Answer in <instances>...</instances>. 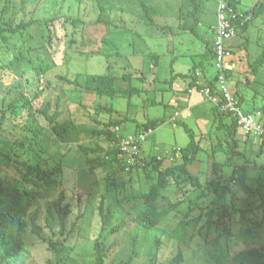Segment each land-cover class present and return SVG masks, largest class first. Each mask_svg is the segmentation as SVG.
Here are the masks:
<instances>
[{
  "label": "rangeland",
  "instance_id": "rangeland-1",
  "mask_svg": "<svg viewBox=\"0 0 264 264\" xmlns=\"http://www.w3.org/2000/svg\"><path fill=\"white\" fill-rule=\"evenodd\" d=\"M197 2L202 6L200 37L209 38L217 27L218 0ZM141 3L149 9V16L145 15ZM242 8L246 10L248 4H243ZM193 10L190 0L0 2V21L7 24L41 21L40 26L34 25L16 42L10 41V46L0 47V153L10 157V161L0 157V179L10 183L19 181L22 166L27 163H40L49 169L63 167L65 177L62 185L40 184L35 189V207L29 216L31 224V216L37 215L45 239L60 242V252H55L30 228L21 256L8 264H95L94 247L98 241L105 248L106 264L127 260L134 244L137 252L131 264H170L179 252L182 261L177 264H264V224L251 227L255 221L262 220V209L255 213L248 211V219L244 222L240 221L241 212L235 211L219 224L215 211L221 207L214 208L208 201L202 208L207 207V212L213 210L212 222H207V216L198 219L200 211L195 210L188 227L180 228L188 206L198 203L192 199L201 194L189 183H184L182 191L174 184L163 189L166 191L162 190L159 209L171 203L180 206L158 227L139 226L134 218L145 207L140 194L154 183L155 173L144 167L126 172L117 164L98 166L96 160L105 157L111 142L105 137H88L84 131L92 130L96 120L104 123L112 120L120 123L117 135L127 138L143 132L139 125L162 119L163 123L142 143V155L146 163L160 157L164 164L174 157L172 164H175L180 162L177 150L190 142L186 126L200 146L197 159L189 170L192 173L200 170L202 189H206V184L214 178L211 164L215 162L222 167L218 172L224 182L230 180L234 170L246 165L248 186L255 188L261 183L264 190V172L260 169L264 165V151L261 154L258 141L244 136L239 129L235 137L237 143L233 146L223 131L213 128V104L197 94L187 96L190 80L181 75L193 73L195 69L206 70L209 76H215L218 87L214 61L204 55L207 44L179 29L180 22H184L180 12L187 15ZM100 17L105 25L96 24ZM73 19L79 21V27L70 23ZM186 23L191 25L192 19L188 17ZM30 32L35 37L31 38ZM72 33L76 35L73 49L82 51L81 55L77 50L68 49ZM247 35L250 48H242L236 57V61L242 57L243 63L232 70L234 90L229 81L228 86L231 92L240 90L244 111L262 110L264 64L257 69V76L249 79L251 86L246 83V75L250 71L248 60L255 62L263 51L264 14L251 22ZM241 40L237 37L227 44ZM14 46L18 52L33 53L38 63L50 60L54 66L38 78L27 71V61L15 57ZM232 58H235L233 54L228 61ZM199 63H202L201 67ZM109 74L118 79V86H131L140 93L132 98L97 97L59 79L61 75L72 80L77 75L85 80L87 76ZM127 74L132 77L130 81L122 79ZM41 90L45 91L43 96L35 101V95ZM22 97L32 100V115L26 109H16L15 104ZM195 104L197 106H193ZM101 106L113 108L114 113L109 115L100 111ZM42 111L50 115L58 111L60 121L70 122L71 130L64 139L52 133ZM29 119L41 129L40 137L33 138L24 130ZM35 141L36 155H32L31 143ZM80 147L92 152H84ZM99 147L101 151H98ZM165 167L163 165V169ZM112 177L115 183L109 186ZM61 191L65 192L66 202L71 204L65 236L60 233L59 217L52 206ZM237 194L240 196L235 204L237 208L248 207L247 193L240 189ZM209 197L213 198L212 195ZM249 201H252V207L261 203L258 197H251ZM231 205V196H228L225 206L230 210ZM174 231L183 232L184 237L176 236ZM157 239H160L158 250Z\"/></svg>",
  "mask_w": 264,
  "mask_h": 264
},
{
  "label": "trees",
  "instance_id": "trees-1",
  "mask_svg": "<svg viewBox=\"0 0 264 264\" xmlns=\"http://www.w3.org/2000/svg\"><path fill=\"white\" fill-rule=\"evenodd\" d=\"M2 0H0L1 2ZM193 3L194 10L189 12L187 15H184L180 12V19H183L184 22H180L179 29L185 33L192 34L198 38L200 37V33L197 30L198 26L200 25V17L199 14L202 11V6L197 2V0H190ZM142 8L146 16H149V9L143 3ZM239 0H228V8L235 14H242L243 18L237 17L234 20V24L238 29V36L244 38L245 33L250 27V24L253 20L258 19L264 14V1L259 2L250 10H241L239 9ZM188 17L192 19V24L188 25L186 22L188 21ZM76 27H79V21H75L74 19L70 22ZM96 24H103L105 25L103 19L100 17ZM34 25H41L40 20H32L29 23L21 21L20 23L14 24H7L4 20L0 21V47L1 46H10V41L16 42L19 36H22L24 33L30 31ZM31 34V38L35 37ZM42 34V33H41ZM50 36V35H49ZM75 33L71 34V41L69 43L68 49H73L74 44L76 43ZM43 39V34L41 35ZM207 44V50L204 55L207 57L215 59V50L212 44L208 41H205ZM44 40V39H43ZM49 40V39H48ZM40 41L38 42L39 45ZM84 46V44H83ZM15 57L18 59H22L28 62L27 71L32 72L38 78L42 77L47 71L52 69L53 63L52 61H46L43 63H38L36 57L33 53L29 54L25 52V50H18L16 46H14ZM67 49V50H68ZM35 50V49H34ZM66 50V51H67ZM77 50L78 49H73ZM48 53L47 49H44ZM79 55L82 54V51H78ZM38 53V51L36 52ZM48 55V54H47ZM156 58V57H155ZM48 59V57H47ZM67 61H65L66 63ZM264 64V44H263V51L259 58L250 64L249 69L250 71L246 75V83L248 86H251V81L249 79L250 76H257L258 71L257 69ZM227 79L230 80L232 76V70H228L227 72ZM249 75V76H248ZM60 76V75H59ZM183 78H189L191 88L196 87L197 80L194 74L188 75H181ZM80 76L74 78V80L70 79L68 76L61 75L59 77L60 81L66 82L72 86L79 88L82 92L93 94L97 97H108L114 99L119 96H125L128 98H132L135 95L140 93V90L134 87H120L118 86V79L113 75H91L87 76L85 80L79 79ZM131 75L127 74L122 77L125 81L131 80ZM81 80V81H80ZM217 80V78H216ZM209 87L212 90V95L219 96L220 93L217 91L218 87L210 83ZM44 90L38 92L34 100L36 101L38 97L43 96ZM236 98H239L240 106L243 110V96L240 90L235 91L234 93ZM16 109H26L30 115L33 114V107H32V100L28 97H22L18 100L17 104H15ZM100 111H104L107 114L111 115L114 113L113 108L110 107H100ZM214 114H215V122H216V130L223 131L225 137L228 140L233 141V146L236 145V141L234 138L236 137L237 131L239 127L237 126L236 117L233 116L231 112H223L219 108L214 107ZM244 111V110H243ZM264 111V107L262 108ZM246 114H250L244 111ZM44 114V119L47 122L48 127L51 129L52 133L56 135L59 139H64L65 135L68 134L71 130V124L69 121H60V113L56 111L53 115L47 114L42 111ZM253 115L257 113H252ZM264 114V113H263ZM40 116V115H36ZM264 116V115H263ZM125 120V119H124ZM163 123L162 119H156L153 121H149L148 123H144L139 125L138 128L143 130H155L158 126ZM120 123H115L112 120L108 122H101L96 120L95 127L92 130L85 129L88 137L91 138H99L105 137L109 142H111V149L105 151V157L102 159H97L96 162L98 166H104L108 164H117L121 167L123 171L126 169V165L118 158L119 148L118 144L120 142V136L118 137L117 133L115 132V128L119 127ZM189 137L190 142L185 147L179 150L180 153V162H176L172 164L171 162L167 167L163 169V161L158 158H153L148 163L145 160H140L138 165L131 167L130 172L137 167H144L148 171H152L153 174L155 173V181L150 186V188L141 193L140 197L144 201V210L141 211L137 216H135L134 220L139 226H143L148 229H154L158 227L170 214H173L175 210L178 209L180 204L171 203L167 207L163 209H159L158 203L159 200L162 198V190L171 186L176 185L177 189L182 191L184 188V183H189L195 190L200 191L201 194L198 195L197 198L192 200L197 201V204H190L188 206V210L182 220L181 229L185 230L186 227L192 222L194 219V212L195 210H199L200 213L198 214L197 218L201 219L204 216H207V222H212V213L213 210H209L207 212V207L205 209L202 208L203 204L210 201L214 208L221 207L220 209L215 211V214L218 218L219 224L221 220L226 219L227 215H232L235 211L241 212V219L240 221H246L247 212L255 213L258 209H262L264 213V190L263 184H259L255 188H251L247 184V169L248 166L244 165L239 168V170H234L228 182H224L222 180V176L218 174V170H221V165L218 163L213 164V176L214 178L206 184L205 188L202 185L200 180V175H193L189 171V166L192 165L196 159L197 155L200 151L199 143L195 141L194 134L190 131L189 128L185 126ZM29 135L33 138H38L41 136V129L36 125L34 120L29 119L28 123H26L24 129ZM261 153L263 152L264 148V139L261 140ZM37 142L31 143L33 147L30 154L36 155V151L34 146ZM235 149V147H234ZM80 150L84 152H92L91 149L80 147ZM102 149L99 147L98 151ZM233 154H236V151H233ZM0 157L5 158L6 160L10 161V157L8 154L0 153ZM23 167V174L21 175V179L15 183H10L5 180L0 179V264H8L10 261H13L21 256L24 247H25V237L29 231L32 229V232L39 236L42 240L48 242V244L55 249V252L59 253V243L60 242H53L52 240L47 241L44 237L43 229L37 223V215H33L30 218L29 224V216L30 212L35 207V199L37 194L35 189L39 187L40 184L48 186V187H55L62 185L65 182L64 177V168L56 167V168H45L40 163L37 164H25ZM260 169L264 172V165L260 166ZM201 174V173H200ZM115 180L114 177L111 178V183L109 186L114 185ZM234 187H237L238 190H234ZM242 189L247 193V202L246 205L248 207L238 209L235 205L236 202L239 201L240 196H238V191ZM234 190V191H233ZM166 191V190H163ZM212 195L213 198L209 196ZM228 196H231V208L228 210V207L225 206ZM251 197H258L260 199V204L256 207H252V201H249ZM53 209L56 211L59 217V222L61 226L60 233L62 236H65V229H66V218L71 213V204L66 202V195L64 191H61L58 198L53 201L52 203ZM203 212V213H202ZM49 211V216H50ZM218 213H221L218 215ZM224 224V222H223ZM264 224V215L262 220L255 221L252 224L253 227H261ZM218 229V228H217ZM175 235L178 237H184L183 232L180 234L179 232L174 231ZM137 240V239H136ZM158 250L159 241L160 239L156 240ZM136 244H134L132 248V253L127 260H121L119 264H131L134 257L136 256ZM95 251V264H106V253L104 246L98 241L94 247ZM182 261L181 252H179L171 261L170 264H177Z\"/></svg>",
  "mask_w": 264,
  "mask_h": 264
},
{
  "label": "built area",
  "instance_id": "built-area-1",
  "mask_svg": "<svg viewBox=\"0 0 264 264\" xmlns=\"http://www.w3.org/2000/svg\"><path fill=\"white\" fill-rule=\"evenodd\" d=\"M237 17L243 18V15L240 13L237 15L229 10L228 0H218L217 27L213 46L215 50L214 65L217 70V91L220 95H212V90L207 86H202L199 89L190 88L187 95L197 92L210 101L214 107L219 108L223 112H231L236 117L237 126L244 136L262 140L264 139V116L261 113L256 115L244 113L240 106L239 98L235 97L228 86L226 72L230 69L228 59L231 56V51L227 42L238 37V29L234 24V20ZM175 120L174 118L172 121L175 122ZM118 130H120V127L115 128L116 133ZM151 131L143 130L142 133L127 138L120 136L118 158L126 165V172H129L131 167L138 165L140 160H144L141 145L146 141ZM158 159L161 158L158 157ZM173 159L174 157H171L170 162Z\"/></svg>",
  "mask_w": 264,
  "mask_h": 264
},
{
  "label": "crops",
  "instance_id": "crops-1",
  "mask_svg": "<svg viewBox=\"0 0 264 264\" xmlns=\"http://www.w3.org/2000/svg\"><path fill=\"white\" fill-rule=\"evenodd\" d=\"M261 1H264V0H239V9H241V10H243V8H242V5L243 4H245V3H247L248 4V8L246 9V10H250V9H252L256 4H258L259 2H261ZM198 31H200V27L198 26ZM239 37V36H238ZM214 38H215V29H213L212 30V32H211V37H209V38H204V40L205 41H211V42H213V40H214ZM241 37H239V39H240ZM242 40L241 41H233L232 43H230L228 46H229V48H230V51H231V54H233V57H235V58H232L230 61H229V63H230V70H235V69H237L239 66H240V64L241 63H243V60H242V57H240L239 59H240V61H236L235 59H236V57L238 56V55H240L241 54V52H242V48H244V47H247L248 49L250 48V38H249V36L247 35V32L245 33V36H244V38H241ZM212 44V43H211ZM204 53H206V51L204 52ZM253 62H250V60H248V65L250 66V64H252ZM201 65H202V63H199V67H201ZM236 67V68H235ZM189 74H194L195 75V78H196V80H197V83H196V87H202V86H209V84L210 83H213V84H215L216 85V82L214 81L215 80V76H209V74H208V71H202V70H197V69H195V71L192 73H189ZM250 77H252L253 78V76H250ZM233 79V77H231L230 78V80H229V82L231 83V80ZM260 80V79H259ZM263 81H264V79H262ZM257 81V77H256V80H255V82ZM233 83V82H232ZM231 83V84H232ZM217 86V85H216ZM191 88V86H190V81H189V88L188 89H190ZM232 88H233V84H232ZM233 90H234V88H233ZM238 91H239V89H237ZM236 90V91H237ZM233 94L235 93V91H233L232 92ZM193 94H197V95H200L199 93H197V92H194ZM193 94H191V95H193ZM187 96H190V95H187ZM201 97H203L202 95H200ZM204 98V97H203ZM255 97H252L251 99H254ZM205 99V98H204ZM173 103H175V101H172ZM244 103V102H243ZM197 104V103H196ZM193 105V106H197V105ZM190 108V107H189ZM192 108V107H191ZM190 108V109H191ZM213 110H214V106H213ZM246 112H248V113H250V114H252V113H261L262 115H264L263 113H264V111H262V110H258V109H256V108H251V109H248V110H246ZM213 113H214V111H213ZM178 115V114H177ZM256 115V114H255ZM214 119H213V128H215L216 129V122H215V114H214V117H213ZM174 119V118H173ZM172 119V120H173ZM175 122H176V120H175ZM140 129V128H139ZM205 134H206V132H205ZM204 135V134H203ZM228 140V139H227ZM234 140L236 141V139L234 138ZM253 140H256L255 142H257L258 144H259V147H261V140L260 139H256V138H254ZM233 142V141H232ZM237 143V142H236ZM261 150V149H260ZM263 151H264V148L262 149ZM263 153V152H262ZM261 153V154H262ZM175 160H176V158H175ZM173 162V161H172ZM171 162L170 161H165L164 162V167L166 166H168L169 164H170ZM214 164V162H212V164L211 165H213ZM193 165V164H192ZM191 166V165H190ZM189 166V167H190ZM189 169V168H188ZM190 171V170H189ZM190 173L191 174H193V175H195V176H197V175H200V170L199 171H197L196 173H192L191 171H190ZM220 171L218 172V174L220 175Z\"/></svg>",
  "mask_w": 264,
  "mask_h": 264
}]
</instances>
